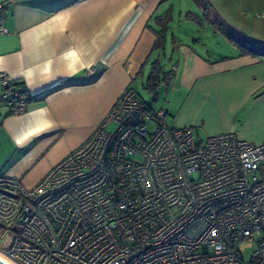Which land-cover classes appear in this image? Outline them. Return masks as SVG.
I'll return each mask as SVG.
<instances>
[{
  "label": "built area",
  "instance_id": "built-area-1",
  "mask_svg": "<svg viewBox=\"0 0 264 264\" xmlns=\"http://www.w3.org/2000/svg\"><path fill=\"white\" fill-rule=\"evenodd\" d=\"M13 82L0 72V104L22 114L33 95ZM122 92L37 184L0 174V252L16 264H264V145L201 139Z\"/></svg>",
  "mask_w": 264,
  "mask_h": 264
},
{
  "label": "crops",
  "instance_id": "crops-1",
  "mask_svg": "<svg viewBox=\"0 0 264 264\" xmlns=\"http://www.w3.org/2000/svg\"><path fill=\"white\" fill-rule=\"evenodd\" d=\"M188 1L0 0L7 30L0 72L34 96L22 114L0 104V174L37 184L90 136L122 91L136 78L145 81L156 53L173 72L166 104L154 107L167 111V123L192 127L198 137L232 132L264 145V57L241 55L229 38L264 44V0H209L208 20ZM166 11L165 49L154 50L156 18ZM199 29L206 40L194 33ZM186 30L189 41L182 40ZM209 39L228 40L227 53Z\"/></svg>",
  "mask_w": 264,
  "mask_h": 264
},
{
  "label": "trees",
  "instance_id": "trees-1",
  "mask_svg": "<svg viewBox=\"0 0 264 264\" xmlns=\"http://www.w3.org/2000/svg\"><path fill=\"white\" fill-rule=\"evenodd\" d=\"M198 7L202 9L204 12V18L208 20V13L210 2L209 0H192ZM171 13L166 11L163 15H160L156 18V25L158 28L155 29V33L157 35V39L154 43V50L159 49V51H164L166 40H167V27L169 22L171 21L172 16ZM187 17L191 18L192 20L198 22V25H202L205 19L198 17L195 13L189 11L187 12ZM233 45L238 48L239 53L241 55H251V56H260L264 57V44H256L247 40L246 38L241 37H229ZM150 69L147 73L144 81V88L146 91L151 92L153 95V99H157L159 95V89L162 87H167L168 83L171 81L173 77V72L165 71L163 65H161L159 58H155L150 62ZM143 70L140 72V75H143ZM14 86L23 92H28L26 86L22 84V82L15 80L13 82ZM33 97H29L28 102H30Z\"/></svg>",
  "mask_w": 264,
  "mask_h": 264
},
{
  "label": "rangeland",
  "instance_id": "rangeland-1",
  "mask_svg": "<svg viewBox=\"0 0 264 264\" xmlns=\"http://www.w3.org/2000/svg\"><path fill=\"white\" fill-rule=\"evenodd\" d=\"M187 3L189 4V8H194L193 7L194 5H192L193 3L191 2V0H189ZM191 26H194V25L191 24ZM186 32H187V35H184L182 37V40L189 41L190 39H192L190 37H192L193 32H190L188 30H186ZM194 33H196L197 36L200 37L201 40L205 39V37H204L205 31L202 32L201 29H199V31L196 30V31H194ZM208 41H209V44H210L211 47H214V48L216 47L218 49V51H220L222 53H227V50L230 47V43H229L228 40H223L222 39V40H220V42H218V43H220L218 45H215L214 43H212V39H209ZM157 56H158V54L156 53V55H154L152 60L154 58H156ZM166 63H169V62L167 61V62H165V64ZM148 70H149V66L146 67L145 74H147ZM132 86L136 89V91L139 93V95L146 101V103H149L153 107H161V106H164L166 104L165 103V101H166L165 100L166 99V93H167V90H165L166 87H162V88L159 89V95H158L157 99L154 100L153 99V95L151 94V92L146 91V89L144 88V79L136 78V80L134 81V84ZM169 125H170V123H169ZM205 137L206 136H204L202 134L199 136V138H201V139H205ZM7 244H8V239L0 244V248L6 250L7 247H8Z\"/></svg>",
  "mask_w": 264,
  "mask_h": 264
},
{
  "label": "bare ground",
  "instance_id": "bare-ground-1",
  "mask_svg": "<svg viewBox=\"0 0 264 264\" xmlns=\"http://www.w3.org/2000/svg\"><path fill=\"white\" fill-rule=\"evenodd\" d=\"M0 259L4 260L8 264H16L10 258L6 257V255L2 252H0Z\"/></svg>",
  "mask_w": 264,
  "mask_h": 264
},
{
  "label": "water",
  "instance_id": "water-1",
  "mask_svg": "<svg viewBox=\"0 0 264 264\" xmlns=\"http://www.w3.org/2000/svg\"><path fill=\"white\" fill-rule=\"evenodd\" d=\"M0 264H8V263L5 262L4 260L0 259Z\"/></svg>",
  "mask_w": 264,
  "mask_h": 264
}]
</instances>
